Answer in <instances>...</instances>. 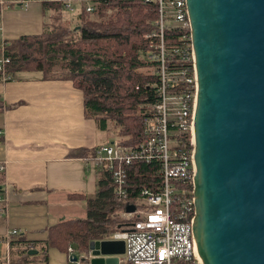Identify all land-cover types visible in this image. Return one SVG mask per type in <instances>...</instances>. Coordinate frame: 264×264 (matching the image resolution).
<instances>
[{
  "label": "water",
  "instance_id": "obj_1",
  "mask_svg": "<svg viewBox=\"0 0 264 264\" xmlns=\"http://www.w3.org/2000/svg\"><path fill=\"white\" fill-rule=\"evenodd\" d=\"M186 4L198 78L197 249L203 264H264V0ZM90 249L119 255L124 243L94 241Z\"/></svg>",
  "mask_w": 264,
  "mask_h": 264
},
{
  "label": "trees",
  "instance_id": "obj_2",
  "mask_svg": "<svg viewBox=\"0 0 264 264\" xmlns=\"http://www.w3.org/2000/svg\"><path fill=\"white\" fill-rule=\"evenodd\" d=\"M49 6L54 18L43 35L8 42L6 56L11 61L7 74L13 79L18 73L37 72L45 80L72 81L83 92L86 117L95 120L99 131L108 133L113 125L123 145L139 144L143 137V112L156 102L158 95L155 64L144 58L149 49L145 36L156 29V6L142 0H100L93 14L83 7L80 22L74 25L65 24L63 6L45 4L46 9ZM103 11L114 14L105 20H90ZM180 36V31L172 28L165 34L168 44L179 42ZM3 110L0 100V111ZM89 155L94 157L95 150ZM160 170L156 163L133 164L129 168L127 203L116 198L110 172L99 170L96 194L85 198L86 218L49 228L48 241L40 249L45 254L48 248L66 253L73 246L78 254L87 253L91 242L103 240L125 226L121 215L137 201L140 190L158 191L162 184ZM4 182L5 173H0V191ZM16 237L18 240L11 242V247L17 243L20 247L16 252L22 257L38 249L37 243L27 246L30 242L22 235Z\"/></svg>",
  "mask_w": 264,
  "mask_h": 264
},
{
  "label": "built area",
  "instance_id": "obj_3",
  "mask_svg": "<svg viewBox=\"0 0 264 264\" xmlns=\"http://www.w3.org/2000/svg\"><path fill=\"white\" fill-rule=\"evenodd\" d=\"M99 1L79 0L91 14L96 11ZM142 1L156 6V29L145 36L149 49L144 58L155 64L159 77L157 100L143 112V137L139 144L125 146L118 139L97 147L89 161L95 169L105 168L110 172L115 196L124 203L130 195L129 168L133 164H159L162 184L158 191L140 190L137 201L131 203L136 211H125L121 215L126 220L125 226L109 237L95 241L100 244L123 242V254L100 253L98 256L90 248L87 253L78 254L73 246H69L68 264H92L97 258H118L119 264H203L193 231L198 78L188 8L186 0ZM9 2L14 0H0V6ZM30 2L57 3L67 12H75V0H26L24 6ZM170 28L180 31L179 42L167 43L165 34ZM7 47L8 42L0 37V83L12 80L6 69L11 61L6 56ZM5 170L6 166L1 165L0 171L4 173ZM1 192L0 217L5 218L3 222L6 223L8 199ZM18 235L17 230L9 233L10 237ZM5 264H11L10 256Z\"/></svg>",
  "mask_w": 264,
  "mask_h": 264
},
{
  "label": "crops",
  "instance_id": "obj_4",
  "mask_svg": "<svg viewBox=\"0 0 264 264\" xmlns=\"http://www.w3.org/2000/svg\"><path fill=\"white\" fill-rule=\"evenodd\" d=\"M24 2L14 0L1 7L0 37L6 42L43 35L52 25V7L46 9V3L39 2L24 6ZM83 7L75 0V12L61 8L65 24L80 22ZM0 100L4 106L0 166H6L1 193L8 199L6 223L0 217V264L7 256L14 264L11 249L18 250L19 245L11 247L18 240L9 236L11 231H19L30 242L27 246L37 243L39 250L48 241L49 228L86 218L85 198L95 196L99 171L91 165L89 153L112 141L97 129L94 119L86 117L83 92L72 81L18 73L10 82L0 83ZM66 253L48 248L47 264H68Z\"/></svg>",
  "mask_w": 264,
  "mask_h": 264
},
{
  "label": "rangeland",
  "instance_id": "obj_5",
  "mask_svg": "<svg viewBox=\"0 0 264 264\" xmlns=\"http://www.w3.org/2000/svg\"><path fill=\"white\" fill-rule=\"evenodd\" d=\"M112 14H114L113 11L111 12L103 11L100 15H92V17H90V20H105L107 17L110 18ZM107 132H108L107 134L110 135V141L113 142L120 139L117 136V131L113 125L110 126V130ZM107 134H106V140L108 141L109 137ZM39 250H37L39 251L38 255L30 256V257L27 255L26 257H22V255L17 253L16 250L12 248L11 249L12 261L14 264H47L48 254H45L42 249ZM82 264H90V262H84Z\"/></svg>",
  "mask_w": 264,
  "mask_h": 264
}]
</instances>
